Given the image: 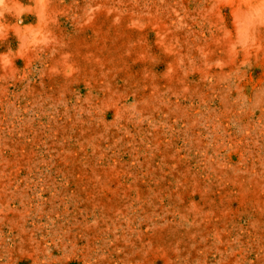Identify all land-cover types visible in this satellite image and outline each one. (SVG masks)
<instances>
[{
	"label": "rangeland",
	"instance_id": "obj_1",
	"mask_svg": "<svg viewBox=\"0 0 264 264\" xmlns=\"http://www.w3.org/2000/svg\"><path fill=\"white\" fill-rule=\"evenodd\" d=\"M0 264H264V0H0Z\"/></svg>",
	"mask_w": 264,
	"mask_h": 264
}]
</instances>
